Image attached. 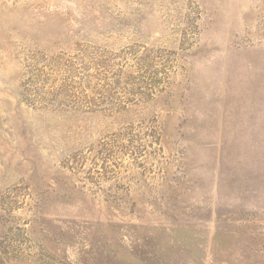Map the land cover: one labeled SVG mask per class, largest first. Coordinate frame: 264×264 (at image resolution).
<instances>
[{
  "label": "rangeland",
  "instance_id": "374dc122",
  "mask_svg": "<svg viewBox=\"0 0 264 264\" xmlns=\"http://www.w3.org/2000/svg\"><path fill=\"white\" fill-rule=\"evenodd\" d=\"M0 264H264V0H0Z\"/></svg>",
  "mask_w": 264,
  "mask_h": 264
}]
</instances>
